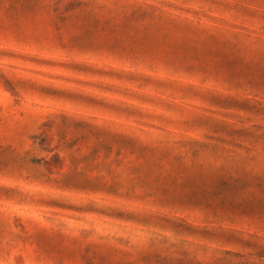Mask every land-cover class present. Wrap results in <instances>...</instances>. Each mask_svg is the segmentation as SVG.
Instances as JSON below:
<instances>
[{
	"label": "rangeland",
	"instance_id": "1",
	"mask_svg": "<svg viewBox=\"0 0 264 264\" xmlns=\"http://www.w3.org/2000/svg\"><path fill=\"white\" fill-rule=\"evenodd\" d=\"M0 264H264V0H0Z\"/></svg>",
	"mask_w": 264,
	"mask_h": 264
}]
</instances>
